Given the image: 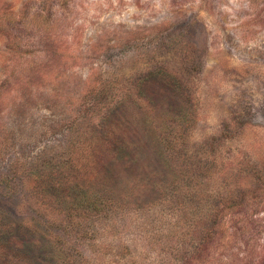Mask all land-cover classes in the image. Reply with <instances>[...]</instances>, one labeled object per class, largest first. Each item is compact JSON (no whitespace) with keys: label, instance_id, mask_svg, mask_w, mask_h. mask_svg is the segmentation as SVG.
Returning a JSON list of instances; mask_svg holds the SVG:
<instances>
[{"label":"rangeland","instance_id":"1","mask_svg":"<svg viewBox=\"0 0 264 264\" xmlns=\"http://www.w3.org/2000/svg\"><path fill=\"white\" fill-rule=\"evenodd\" d=\"M141 87L189 112L175 203L82 220L43 264H264V0H0V264H33L37 169ZM40 207L48 251L67 216Z\"/></svg>","mask_w":264,"mask_h":264},{"label":"trees","instance_id":"2","mask_svg":"<svg viewBox=\"0 0 264 264\" xmlns=\"http://www.w3.org/2000/svg\"><path fill=\"white\" fill-rule=\"evenodd\" d=\"M142 90L141 87L138 95L128 100L123 96L116 98L117 102L104 113L99 123L90 122L78 127L58 159H49L37 169L40 184L29 199L31 206L37 204L39 208L34 210L36 216L29 218L30 224L25 219V261L45 263L49 254L54 255V246L63 243L66 233H71L82 220L87 223V219L91 224L96 218L114 212L150 209L161 202L158 198L169 205L175 203L168 192L181 177L175 175L179 170L172 169V165L176 162L177 166H183L184 163L181 157L184 134L180 128L189 120V112L178 113L172 107L167 111L168 116L162 117L158 109L162 102L157 101H153L151 109L146 111L142 103L135 101L136 97L144 96ZM151 110L155 112L154 117H151ZM88 132L91 140L86 138ZM159 170L168 177L158 176ZM29 199H25V203ZM180 202L183 207V201ZM41 203H49L67 216L66 226L60 224L64 234L56 233L46 240L52 241L47 244L48 251L42 241L44 221L39 222ZM221 217L213 216V231L221 224ZM49 223L51 221L45 224ZM1 225L2 241L14 243L19 240L13 230ZM83 225L77 227L76 233L82 231ZM2 256L9 257V253L6 251Z\"/></svg>","mask_w":264,"mask_h":264}]
</instances>
